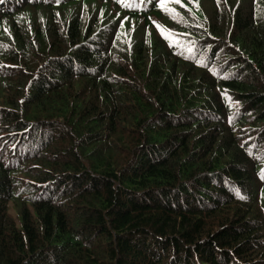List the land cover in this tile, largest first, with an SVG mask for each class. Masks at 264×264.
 Masks as SVG:
<instances>
[{
    "label": "trees",
    "instance_id": "1",
    "mask_svg": "<svg viewBox=\"0 0 264 264\" xmlns=\"http://www.w3.org/2000/svg\"><path fill=\"white\" fill-rule=\"evenodd\" d=\"M128 1L0 11V264H264V0Z\"/></svg>",
    "mask_w": 264,
    "mask_h": 264
},
{
    "label": "snow or ice",
    "instance_id": "2",
    "mask_svg": "<svg viewBox=\"0 0 264 264\" xmlns=\"http://www.w3.org/2000/svg\"><path fill=\"white\" fill-rule=\"evenodd\" d=\"M121 2H123V0H121ZM171 2V0H160V2L158 3V7H160L163 11H165L167 14L169 15H178V13L175 12V9L168 7L167 5ZM176 3H180V0H175ZM194 6L195 5V0H192ZM127 6V5H126ZM158 30H160L163 34V29L161 28V26H157ZM264 171V170H262ZM241 199H243V197H241Z\"/></svg>",
    "mask_w": 264,
    "mask_h": 264
},
{
    "label": "rangeland",
    "instance_id": "3",
    "mask_svg": "<svg viewBox=\"0 0 264 264\" xmlns=\"http://www.w3.org/2000/svg\"><path fill=\"white\" fill-rule=\"evenodd\" d=\"M1 109V108H0ZM21 181L24 183V184H27V182H28V178L27 177H24V176H22L21 177ZM12 215H14V213L12 212L11 213Z\"/></svg>",
    "mask_w": 264,
    "mask_h": 264
}]
</instances>
